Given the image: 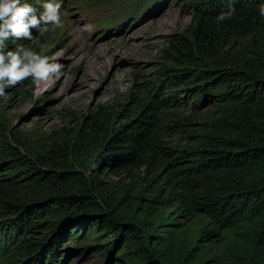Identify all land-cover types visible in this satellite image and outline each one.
I'll list each match as a JSON object with an SVG mask.
<instances>
[{
    "label": "trees",
    "instance_id": "1",
    "mask_svg": "<svg viewBox=\"0 0 264 264\" xmlns=\"http://www.w3.org/2000/svg\"><path fill=\"white\" fill-rule=\"evenodd\" d=\"M195 1L191 37L172 42L177 101L154 93L0 141V224L41 234L20 235L11 259L83 234L118 249L116 264H264V0Z\"/></svg>",
    "mask_w": 264,
    "mask_h": 264
},
{
    "label": "rangeland",
    "instance_id": "2",
    "mask_svg": "<svg viewBox=\"0 0 264 264\" xmlns=\"http://www.w3.org/2000/svg\"><path fill=\"white\" fill-rule=\"evenodd\" d=\"M61 12L62 28L49 25L33 40L21 39L9 47H30L61 63L63 70L38 84L29 78L5 89L0 141L10 133L44 136L73 129L99 107L121 111L154 93L159 100H178V93L167 89L166 76L177 71L171 62L172 42L180 35L191 37L200 19L195 0H63ZM179 101L191 102L186 97ZM174 111L181 115L188 110ZM9 175V169L0 168V182ZM16 230L12 221L0 224V264H116L118 249L99 246L83 234L79 241L64 237L47 256L40 250L38 258L16 261L9 254L23 241L20 235L41 238L37 230ZM82 230L77 228L73 236Z\"/></svg>",
    "mask_w": 264,
    "mask_h": 264
},
{
    "label": "clouds",
    "instance_id": "3",
    "mask_svg": "<svg viewBox=\"0 0 264 264\" xmlns=\"http://www.w3.org/2000/svg\"><path fill=\"white\" fill-rule=\"evenodd\" d=\"M62 5L63 0H36V4L30 0H0V97L6 95V88L19 82L31 78L38 84L62 72L61 63L50 61L30 47L16 45L10 49L8 46L9 41L16 44L21 39L33 40L34 33L47 32L49 25L53 30L62 28ZM258 13L264 21V7H260ZM232 15V10L221 13L217 20H230Z\"/></svg>",
    "mask_w": 264,
    "mask_h": 264
}]
</instances>
